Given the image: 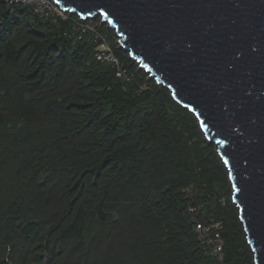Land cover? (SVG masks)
Returning <instances> with one entry per match:
<instances>
[{"label":"trees","instance_id":"16d2710c","mask_svg":"<svg viewBox=\"0 0 264 264\" xmlns=\"http://www.w3.org/2000/svg\"><path fill=\"white\" fill-rule=\"evenodd\" d=\"M77 18L0 0V264H255L198 118L98 18L119 78Z\"/></svg>","mask_w":264,"mask_h":264},{"label":"water","instance_id":"95a60500","mask_svg":"<svg viewBox=\"0 0 264 264\" xmlns=\"http://www.w3.org/2000/svg\"><path fill=\"white\" fill-rule=\"evenodd\" d=\"M58 4L85 21L100 18L120 48L198 118L229 173L254 263L264 264V0Z\"/></svg>","mask_w":264,"mask_h":264},{"label":"built area","instance_id":"2783aa9c","mask_svg":"<svg viewBox=\"0 0 264 264\" xmlns=\"http://www.w3.org/2000/svg\"><path fill=\"white\" fill-rule=\"evenodd\" d=\"M8 3H20L30 6L39 16L51 19L54 17L67 18L68 12L64 11L61 6L54 0H6ZM101 22L97 20H82L77 18L74 21V30L76 37L80 40L86 33H90V40L96 44V58L101 62L112 65L115 68L116 75L124 80H129V74L124 64L116 53L115 48L107 33L100 30ZM197 231L205 242L210 245V253L218 258H223L224 242L221 235L217 233L215 236L209 234V228L199 223Z\"/></svg>","mask_w":264,"mask_h":264},{"label":"snow or ice","instance_id":"6c2138e0","mask_svg":"<svg viewBox=\"0 0 264 264\" xmlns=\"http://www.w3.org/2000/svg\"><path fill=\"white\" fill-rule=\"evenodd\" d=\"M57 3H59V0H57ZM224 141H220V143H223ZM225 163H227V160L225 161Z\"/></svg>","mask_w":264,"mask_h":264}]
</instances>
